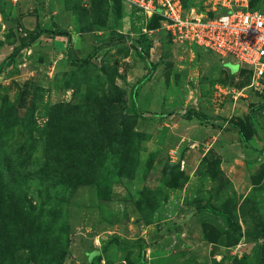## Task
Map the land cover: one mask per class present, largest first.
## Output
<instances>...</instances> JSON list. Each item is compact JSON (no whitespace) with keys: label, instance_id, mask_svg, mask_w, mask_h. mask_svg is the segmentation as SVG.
Listing matches in <instances>:
<instances>
[{"label":"rangeland","instance_id":"1","mask_svg":"<svg viewBox=\"0 0 264 264\" xmlns=\"http://www.w3.org/2000/svg\"><path fill=\"white\" fill-rule=\"evenodd\" d=\"M147 3L0 0V264H264V77Z\"/></svg>","mask_w":264,"mask_h":264},{"label":"built area","instance_id":"2","mask_svg":"<svg viewBox=\"0 0 264 264\" xmlns=\"http://www.w3.org/2000/svg\"><path fill=\"white\" fill-rule=\"evenodd\" d=\"M161 3L160 8L155 0H148L146 8L155 10L156 5L174 36L192 40L225 62L232 59L254 78L264 77V8L238 0H222V9L206 16L187 14L180 0Z\"/></svg>","mask_w":264,"mask_h":264},{"label":"trees","instance_id":"3","mask_svg":"<svg viewBox=\"0 0 264 264\" xmlns=\"http://www.w3.org/2000/svg\"><path fill=\"white\" fill-rule=\"evenodd\" d=\"M250 6L258 7V8H263V7H264V1H260V0H259V2L255 3V4H253V5H250ZM213 15H214V14H213ZM18 50H19V49H15V51H13V54L15 55V54L18 52ZM13 54H12V55H13ZM90 58H91V54H89V55L83 60V63H87V62H89ZM228 61H229V60H228ZM228 61L224 62V64L226 65ZM238 66H239V65H238ZM239 69H240V66H239L238 70H239ZM242 69H244V68H242ZM244 70H245V69H244ZM247 71H248V70H247ZM148 74H150V71L148 72ZM250 74H251V73H250ZM133 94H134V92H133ZM257 109H258V107H256V105H253V106L251 107V110H253V111H256ZM140 264H143V261H142V260H141Z\"/></svg>","mask_w":264,"mask_h":264},{"label":"water","instance_id":"4","mask_svg":"<svg viewBox=\"0 0 264 264\" xmlns=\"http://www.w3.org/2000/svg\"><path fill=\"white\" fill-rule=\"evenodd\" d=\"M239 68V67H238Z\"/></svg>","mask_w":264,"mask_h":264}]
</instances>
